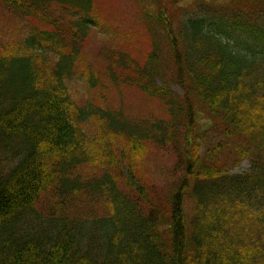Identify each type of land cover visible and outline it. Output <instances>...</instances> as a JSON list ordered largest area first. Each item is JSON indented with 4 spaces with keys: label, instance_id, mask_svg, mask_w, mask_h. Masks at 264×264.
Wrapping results in <instances>:
<instances>
[{
    "label": "trees",
    "instance_id": "trees-1",
    "mask_svg": "<svg viewBox=\"0 0 264 264\" xmlns=\"http://www.w3.org/2000/svg\"><path fill=\"white\" fill-rule=\"evenodd\" d=\"M96 1L0 0L43 24L0 42V264H264V0L159 2L142 59L111 41L80 77L162 104L141 119L71 91L92 32L111 35ZM154 146L175 158L164 188Z\"/></svg>",
    "mask_w": 264,
    "mask_h": 264
},
{
    "label": "rangeland",
    "instance_id": "rangeland-1",
    "mask_svg": "<svg viewBox=\"0 0 264 264\" xmlns=\"http://www.w3.org/2000/svg\"><path fill=\"white\" fill-rule=\"evenodd\" d=\"M172 0H97V15L100 24L110 29L109 31L97 30L92 32L91 37L84 47L82 61L79 62L77 71L79 77H75L71 83V91L74 98L81 104H92L121 111L125 116L133 119H141L148 116L160 117L162 104L148 99L134 86L121 84L119 86L101 87L95 91H89L85 87L84 76L87 67L92 70H101L104 65L102 53L111 48V41L124 42L138 59H142L151 50V34L143 17L144 12L156 11L159 2L171 5ZM222 0H185L184 7H193L197 3L220 2ZM37 20H17L0 5V42L17 37H23L30 32L32 27H42ZM179 91L178 88H174ZM200 123L205 124L202 118ZM209 139L215 138L216 134L209 133ZM147 168L151 177V183L156 188H164L171 179V173L175 166L174 155L167 149L153 147L147 155ZM249 168L245 162L236 170L241 173ZM95 167L82 170L84 174L94 171Z\"/></svg>",
    "mask_w": 264,
    "mask_h": 264
},
{
    "label": "bare ground",
    "instance_id": "bare-ground-1",
    "mask_svg": "<svg viewBox=\"0 0 264 264\" xmlns=\"http://www.w3.org/2000/svg\"><path fill=\"white\" fill-rule=\"evenodd\" d=\"M234 36H235L234 37L235 43L241 44L242 43V40H241L240 36L238 34H235ZM258 188H264V186L263 185H260Z\"/></svg>",
    "mask_w": 264,
    "mask_h": 264
}]
</instances>
